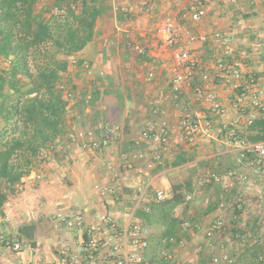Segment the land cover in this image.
Here are the masks:
<instances>
[{
	"label": "crops",
	"instance_id": "crops-1",
	"mask_svg": "<svg viewBox=\"0 0 264 264\" xmlns=\"http://www.w3.org/2000/svg\"><path fill=\"white\" fill-rule=\"evenodd\" d=\"M131 1L103 0L94 38L70 56L68 70L64 73V77L70 78L65 85L75 94L67 107L65 127L69 130L71 126V131L75 125L94 129L101 137L105 124L120 123L123 126L121 139L113 148L92 152L84 149L77 138L60 136L59 145L51 152L49 161L33 167L40 178L30 173L25 175L14 186V193L6 191L4 183L0 186L1 193L6 194L0 208V230L27 245L24 251L15 254L0 244V264H60L63 252L75 250L106 213L115 216L122 226L134 221L148 225L152 232L146 255L152 259H158L153 252L156 247L178 255L181 248L173 246L168 241L170 237H183L188 239L186 242L193 239L196 244L198 239L201 244H197L200 246L196 250L199 251L204 242L207 245L205 229L218 219L225 220L229 229L251 227L264 236V169L253 164L252 153L240 158L231 152L232 141L228 137V130L234 125L239 128L240 137L251 142L262 132L259 124L256 128H246L237 121L239 112L234 98L239 90L234 88L233 77L218 72L214 60L222 51L215 34L226 33L236 50L234 57L226 59L232 66L258 77L264 101V0H202L207 14L198 22L190 19L194 0H138L140 9H130ZM114 4H118L122 12L116 13ZM166 16L175 21L183 44L203 61L195 81H200L201 71L212 74L228 113L214 117L217 139L167 156L163 165L151 171L150 178L142 177L138 182L136 172L123 166L119 152L131 155L139 149L135 139L152 121V98L171 95L168 69L174 47L162 43L159 31ZM186 31L205 34L207 41L186 42ZM129 42L145 45L147 54L132 53L127 46ZM152 71L156 73L153 78L149 77ZM199 106L194 94L186 92L179 107L171 99L165 103V116L176 127L185 109ZM263 121L264 112L255 123ZM147 146L145 143L141 147ZM183 154L186 161L175 165ZM145 163L144 160L135 161L136 166ZM208 172L233 175L232 188L225 191L214 182L199 184L198 180ZM117 178L119 190H115ZM140 183L150 185L145 201L139 205ZM188 184L192 186L185 189V202L171 210L172 216L185 220L183 233L166 236L167 222L160 211H155L151 223L138 214L150 213L153 206L161 204L154 200L157 190H166L173 197L176 185ZM236 200L240 202L238 207L232 204ZM74 211L84 214L82 226L76 223L70 226L68 219L57 217L58 213L67 217ZM194 226L202 228L195 231ZM223 233L217 234L216 240L222 242ZM239 244L244 247L243 252L253 247L247 242ZM97 264L106 263L100 258Z\"/></svg>",
	"mask_w": 264,
	"mask_h": 264
},
{
	"label": "built area",
	"instance_id": "built-area-1",
	"mask_svg": "<svg viewBox=\"0 0 264 264\" xmlns=\"http://www.w3.org/2000/svg\"><path fill=\"white\" fill-rule=\"evenodd\" d=\"M73 5V4H72ZM130 9H140L138 0H132L128 6ZM73 8L75 6L73 5ZM116 13L122 12L118 4L113 5ZM207 14V10L202 0H194L190 10V19L194 22L200 21ZM162 34V43L166 46L174 47L173 59L169 66V86L171 95L160 94L151 100L152 121L135 139L137 149L133 154L119 152L124 160L123 166L136 172L138 182L142 177H151V171L157 166L163 165L167 156H175L183 150L190 148L200 142H210L217 139L215 133V116H225L228 108L223 104L220 94L216 90L215 77L208 71H201L200 81H195L197 71L202 70L203 61L198 54L190 51L183 44V37L180 34L172 17L166 16L163 24L159 28ZM215 37L222 46L220 54L214 56L215 66L221 74L234 78V88L239 90L234 98V105L239 112L237 121L249 128L255 124L257 119L264 112V101L261 96L258 77L254 73H245L232 66L226 58L234 57L236 50L232 44L230 36L223 32H217ZM186 42L196 41L206 42L205 34H194L186 31L184 35ZM128 49L136 55H146L148 48L138 42H129ZM4 61L0 55V62ZM154 71L149 77H155ZM61 88L68 94L70 100L75 99V94L68 91L65 86ZM186 92H192L197 103L201 107H189L180 116L176 127L165 116V103L171 99L174 105L179 107L181 98ZM88 99V98H87ZM89 101V99H88ZM241 120V121H240ZM3 123L0 120V130ZM101 137L97 136L94 129H87L81 126H73L72 136L77 138L84 149L92 152H100L105 148H113L115 142L121 139L123 126L117 124H105L101 128ZM176 130V132H175ZM228 137L232 141L231 152L237 153L240 158H246L248 153L255 157L253 164L259 169L264 168V142H251L240 137L239 128L236 125L228 130ZM148 143V146H141ZM57 148L56 143H48L38 154V162L44 163L50 157L52 151ZM116 150V149H113ZM146 161L144 166H136L135 161ZM30 174L39 177L33 168ZM233 175L208 172L206 176L198 180L199 184L214 182L220 185L225 191H229L233 185ZM149 185L141 184L137 194V203L145 201L148 194ZM120 180L117 178L115 190H119ZM98 189H101L97 186ZM172 198V194L166 190L156 191L154 200L157 203L164 202ZM59 219H68V224L74 223L82 226L85 216L80 211L71 212L67 217L58 213ZM8 219V218H7ZM227 223L223 219L215 220L204 231V236L208 247H213V240L217 234H222L227 230ZM151 228L142 222L134 221L121 225L118 219L109 214L100 216L94 229L88 231V236L83 238L75 250H66L60 259V264H97L101 258L106 264H163L158 259H152L146 255L150 242L149 236ZM168 241L173 246L182 248L186 245L183 237H170ZM0 244L5 245L12 253H21L26 248V243L17 238H11L0 230ZM100 256V257H99ZM162 256L165 260L173 264H187L182 258H177L169 250H164ZM223 262L232 263L233 258L226 254L222 256Z\"/></svg>",
	"mask_w": 264,
	"mask_h": 264
},
{
	"label": "trees",
	"instance_id": "trees-1",
	"mask_svg": "<svg viewBox=\"0 0 264 264\" xmlns=\"http://www.w3.org/2000/svg\"><path fill=\"white\" fill-rule=\"evenodd\" d=\"M80 1L79 12L70 3L63 19L56 21L54 15L45 16V9H37L39 0H0V55L6 64L0 67V120L3 123L0 136L5 138L0 147V186L4 183L5 189L13 190L22 177L30 173L33 159H37L45 145L57 142L58 146V137L72 136L71 126L68 130L64 121L71 100L61 86L73 91L66 86L70 78L64 77V73L68 70L70 56L94 38L96 20L103 10V0ZM54 8L62 9L58 5ZM32 52H42L44 58L35 72L30 67ZM258 124L262 134L252 138L253 141L264 140V121L252 127ZM16 130L18 135L13 134ZM185 161L183 154L175 165ZM191 186L176 185L171 199L153 206L150 213L138 214L151 223L155 211H160L167 222L166 236L183 233L185 220L172 216L171 210L185 202V189ZM5 199L6 194L0 191V208ZM239 203L236 200L232 204L238 207ZM201 228L194 226L195 231ZM230 231L234 245L247 242L253 246L251 250L248 247L249 251L238 256L237 261L231 256L232 263H225L222 258L227 254L225 244L215 236L213 247L204 242L187 264H239L247 258L251 264H264V236L258 230L231 227Z\"/></svg>",
	"mask_w": 264,
	"mask_h": 264
},
{
	"label": "rangeland",
	"instance_id": "rangeland-1",
	"mask_svg": "<svg viewBox=\"0 0 264 264\" xmlns=\"http://www.w3.org/2000/svg\"><path fill=\"white\" fill-rule=\"evenodd\" d=\"M70 3H72L74 6H75V11L76 12H79L80 9H81V1L80 0H77L76 2H73V0H39L38 2V5H37V9L38 10H41V9H45V15L48 17V16H53L54 15V19H63V15H65V13L67 12V8L68 6L70 5ZM58 5V6H61L62 9H60V11H58L57 9H55L54 7ZM60 14V15H59ZM62 14V15H61ZM53 18V17H51ZM54 51V50H53ZM56 51V50H55ZM61 55V53L59 54V56ZM44 61V58H43V53L40 52H32L30 54V67L32 69V71H36L37 69V66L41 65ZM6 66V64H4L3 61L0 62V67H4ZM14 128V127H13ZM16 133H13V134H16L18 135V130L15 131ZM4 139L2 136H0V147L3 145L4 143ZM51 157H49L46 161H49ZM45 164L44 163H41V162H38V160L36 159L34 161V165L33 167H37L38 165H43ZM40 168V167H39ZM42 178V177H41ZM8 189V188H6ZM8 192L10 193H14L12 190L8 189ZM232 232L230 231L229 227L227 228V230L223 233V236H222V242H227V244L224 246V249L226 251V253L228 255H231L235 261L238 260V256L243 253L242 249L244 248L243 246H239V245H242V244H238V245H231L230 242H233L232 241ZM200 237V240L202 239V236L199 235ZM194 238V237H193ZM188 241V239H186ZM191 241V242H190ZM195 241H198L197 244H201L200 241L197 239ZM195 242H193V239H189V242H186V247H182L179 252H178V255H176L177 258H182L184 259L186 262H190L189 258L191 257H194L195 253L198 252L196 250V247L198 248V246L200 245H197ZM238 246H239V249H238ZM162 248V247H161ZM160 247H156L155 250H153V252H155L156 254V257L158 258L159 261H162L163 264H173L172 262L170 261H167L163 258L162 256V249ZM161 249V250H160ZM238 249V250H237ZM249 255V254H247ZM239 264H251L247 258V260L245 259L244 261L243 260H240Z\"/></svg>",
	"mask_w": 264,
	"mask_h": 264
}]
</instances>
